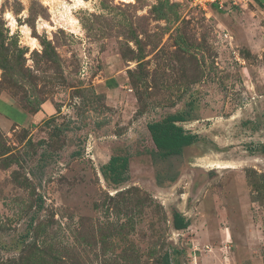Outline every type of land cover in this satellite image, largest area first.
I'll list each match as a JSON object with an SVG mask.
<instances>
[{
  "label": "rangeland",
  "instance_id": "rangeland-1",
  "mask_svg": "<svg viewBox=\"0 0 264 264\" xmlns=\"http://www.w3.org/2000/svg\"><path fill=\"white\" fill-rule=\"evenodd\" d=\"M169 115L200 138L155 162ZM167 253L264 264V0H0V264Z\"/></svg>",
  "mask_w": 264,
  "mask_h": 264
},
{
  "label": "trees",
  "instance_id": "trees-1",
  "mask_svg": "<svg viewBox=\"0 0 264 264\" xmlns=\"http://www.w3.org/2000/svg\"><path fill=\"white\" fill-rule=\"evenodd\" d=\"M187 118L183 115H169L161 121L148 124V130L152 142L155 146L150 155L155 162L166 161L175 157H181L184 149L196 144L199 135H196L180 125L186 122ZM129 156H113L110 161L102 167L103 174L113 184L121 185L128 180ZM176 176L169 180L174 182ZM189 221L181 214H174V227L176 230H185L189 227ZM162 264H173L171 254L167 253L163 258Z\"/></svg>",
  "mask_w": 264,
  "mask_h": 264
},
{
  "label": "bare ground",
  "instance_id": "bare-ground-1",
  "mask_svg": "<svg viewBox=\"0 0 264 264\" xmlns=\"http://www.w3.org/2000/svg\"><path fill=\"white\" fill-rule=\"evenodd\" d=\"M123 1H125V0H123ZM127 1V0H126ZM81 1H77V3H80ZM71 24H75V23H77L75 20H71V22H70Z\"/></svg>",
  "mask_w": 264,
  "mask_h": 264
}]
</instances>
